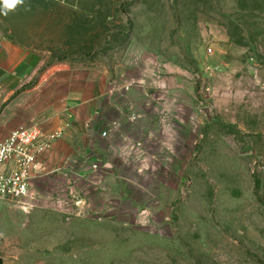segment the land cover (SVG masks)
Here are the masks:
<instances>
[{
    "label": "rangeland",
    "instance_id": "1",
    "mask_svg": "<svg viewBox=\"0 0 264 264\" xmlns=\"http://www.w3.org/2000/svg\"><path fill=\"white\" fill-rule=\"evenodd\" d=\"M3 13L0 141L58 133L0 202L3 264H264V0Z\"/></svg>",
    "mask_w": 264,
    "mask_h": 264
},
{
    "label": "built area",
    "instance_id": "2",
    "mask_svg": "<svg viewBox=\"0 0 264 264\" xmlns=\"http://www.w3.org/2000/svg\"><path fill=\"white\" fill-rule=\"evenodd\" d=\"M107 135V132L104 133ZM58 133L49 132L40 122L20 126L0 141V202L21 208L34 200L35 173L40 156Z\"/></svg>",
    "mask_w": 264,
    "mask_h": 264
},
{
    "label": "clouds",
    "instance_id": "3",
    "mask_svg": "<svg viewBox=\"0 0 264 264\" xmlns=\"http://www.w3.org/2000/svg\"><path fill=\"white\" fill-rule=\"evenodd\" d=\"M24 0H0V4L3 5L4 13L7 15L9 10H14L18 5H22Z\"/></svg>",
    "mask_w": 264,
    "mask_h": 264
},
{
    "label": "water",
    "instance_id": "4",
    "mask_svg": "<svg viewBox=\"0 0 264 264\" xmlns=\"http://www.w3.org/2000/svg\"><path fill=\"white\" fill-rule=\"evenodd\" d=\"M255 151V148L252 145H248V147H246L242 153H250ZM0 264H3V259L0 257Z\"/></svg>",
    "mask_w": 264,
    "mask_h": 264
}]
</instances>
